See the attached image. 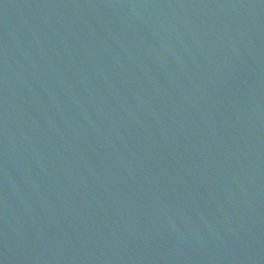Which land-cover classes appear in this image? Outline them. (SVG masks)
<instances>
[{"label": "water", "instance_id": "1", "mask_svg": "<svg viewBox=\"0 0 264 264\" xmlns=\"http://www.w3.org/2000/svg\"><path fill=\"white\" fill-rule=\"evenodd\" d=\"M0 264H264V0H0Z\"/></svg>", "mask_w": 264, "mask_h": 264}]
</instances>
